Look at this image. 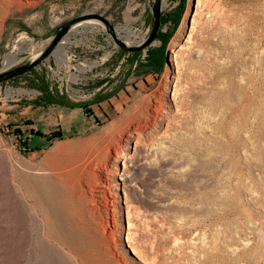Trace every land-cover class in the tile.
Here are the masks:
<instances>
[{
	"label": "rangeland",
	"instance_id": "rangeland-1",
	"mask_svg": "<svg viewBox=\"0 0 264 264\" xmlns=\"http://www.w3.org/2000/svg\"><path fill=\"white\" fill-rule=\"evenodd\" d=\"M152 1L0 0V71L85 13L139 44ZM196 4L162 0L177 26L136 52L80 23L0 84V264H264V0ZM157 99L166 117L132 133Z\"/></svg>",
	"mask_w": 264,
	"mask_h": 264
},
{
	"label": "water",
	"instance_id": "water-1",
	"mask_svg": "<svg viewBox=\"0 0 264 264\" xmlns=\"http://www.w3.org/2000/svg\"><path fill=\"white\" fill-rule=\"evenodd\" d=\"M161 5H162V0L152 1L151 26L147 36L139 44H128L124 42L122 39H120L117 36L116 32L114 31V27L109 22V20L105 16L99 13H85L77 17H74L68 21H65L57 27L55 34L51 38L48 45L42 51H40L34 57H32L31 59H29L24 63L8 66L2 69L0 71V84L8 80L14 79L18 76H21L27 73L29 70L35 68L37 65H39L42 61H44L46 58L52 55V53L56 50L62 39L69 33L70 29H72L74 25L81 23L83 21L93 20V21L101 22L109 30V34L114 40L116 46L122 51L136 52L140 50H145L155 40L157 32L159 30L161 11H162Z\"/></svg>",
	"mask_w": 264,
	"mask_h": 264
},
{
	"label": "bare ground",
	"instance_id": "bare-ground-1",
	"mask_svg": "<svg viewBox=\"0 0 264 264\" xmlns=\"http://www.w3.org/2000/svg\"><path fill=\"white\" fill-rule=\"evenodd\" d=\"M198 5H199V0H197L196 11H197ZM195 14H196V12H195ZM198 14L201 15L200 12ZM187 19H188V17H187ZM194 20H195V18L193 17L192 23L194 22ZM84 22L85 23L86 22L87 23H94V24L98 23V22L96 23V21H93V20L83 21L81 23L83 24ZM78 24H80V23H78ZM78 24H76V25L78 26ZM76 25H74L72 28H74ZM177 47H179L178 39L172 40L170 43V52L173 55H174ZM15 56H16V53H10L6 56L7 64L4 66L5 68L10 66V64L12 63L13 58ZM60 57H61L60 60L62 59L63 61H65L68 58L64 51L61 53ZM172 95H173V98H172L173 102L174 101L178 102L179 100H177L178 94L176 92V88H174ZM165 113H166V111L163 110V103L159 99H157V105L154 106L153 110H150L148 108V109H146V111H143V113L141 115H139L138 117H137V114H135L131 118L132 125H131L130 129H131L132 133H134L135 131L140 132V133L144 132L153 123H157L158 120H163L164 117H166ZM117 135H118L117 138H114V142L116 143V151L120 156H117V155L116 156H117V158H121L122 152H121V150H118V149L122 146L121 143L123 142V136H122L121 132H119ZM122 170L123 171L121 173V176L124 177V167ZM233 262H235V264H236V261H233Z\"/></svg>",
	"mask_w": 264,
	"mask_h": 264
},
{
	"label": "trees",
	"instance_id": "trees-1",
	"mask_svg": "<svg viewBox=\"0 0 264 264\" xmlns=\"http://www.w3.org/2000/svg\"><path fill=\"white\" fill-rule=\"evenodd\" d=\"M169 21L170 23H171V25H172V28L173 27H175V26H177V20L176 19H166V18H163V15L161 14V18H160V24H162L163 23V21ZM159 33H157V35H156V38H158L159 37V35H158ZM164 39H165V41L164 42H167V40H168V36H166V37H164ZM163 42V43H164ZM148 51V50H147ZM158 53L157 52H150V51H148V57H147V61L148 60H150V62H151V66L152 67H159V64H158V61H157V57H158V55H157ZM34 72V68L33 69H31V70H29L28 72H27V74L28 73H33ZM41 84V86H40V90H41V93L42 94H44V97L46 98V99H48L49 101H51V102H53V103H56V104H62V105H66L67 104V101L64 99V97H62V96H60V95H54L52 92H50L45 86H44V84H43V81L42 82H40ZM43 85V86H42ZM75 106H78V107H85L86 106V104L85 103H81V104H76ZM39 135H41V133H38L37 134V136L39 137Z\"/></svg>",
	"mask_w": 264,
	"mask_h": 264
}]
</instances>
